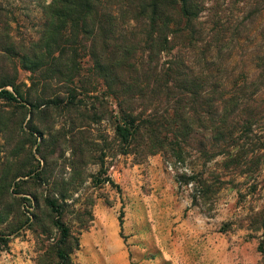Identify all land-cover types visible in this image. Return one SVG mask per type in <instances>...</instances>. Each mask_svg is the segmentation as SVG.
<instances>
[{
  "label": "trees",
  "instance_id": "obj_1",
  "mask_svg": "<svg viewBox=\"0 0 264 264\" xmlns=\"http://www.w3.org/2000/svg\"><path fill=\"white\" fill-rule=\"evenodd\" d=\"M223 1L48 0L36 36L26 40L10 32V12L0 0L1 37L9 44L0 50L17 60L11 71H0V193L13 186L28 200L30 191L20 186L37 178L39 165L18 157L26 145L15 139L43 135L32 125L36 109L50 116L60 109L71 129L82 125L76 120H85L90 107L96 121L110 110L115 152L134 148L148 155L192 140L209 160L221 156L235 176L252 171L248 156L264 150L258 100L264 48L247 50L264 38V24L257 22L262 0H237L231 17ZM237 54L248 56L257 71L229 70ZM167 148L177 156L184 149ZM97 179L118 186L108 176ZM44 202L60 231L54 264H70L61 247L70 236L62 207L53 197Z\"/></svg>",
  "mask_w": 264,
  "mask_h": 264
},
{
  "label": "rangeland",
  "instance_id": "obj_2",
  "mask_svg": "<svg viewBox=\"0 0 264 264\" xmlns=\"http://www.w3.org/2000/svg\"><path fill=\"white\" fill-rule=\"evenodd\" d=\"M44 1L2 0L13 36H36ZM226 1L231 17L239 2ZM258 9L257 22L264 24V0ZM258 45L264 48V38L247 52ZM243 55H235L229 70L257 71ZM15 61L0 50V71H11ZM17 68L26 80V70ZM258 100L264 106V90ZM92 113L88 108L85 120H76L82 125L71 129L60 109L53 116L36 109L32 125L43 135L18 134L15 142L26 145L18 157L38 164L39 172L20 186L30 191L28 200L13 186L0 193V235L7 238L0 242V264L58 261L60 231L46 196L62 207L70 236L61 247L70 264H264V150L248 156L254 166L243 176L224 169L221 156L209 160L192 140L148 155L134 148L119 153L110 110L99 121ZM168 146L184 149L177 156ZM106 176L118 186L97 179Z\"/></svg>",
  "mask_w": 264,
  "mask_h": 264
}]
</instances>
